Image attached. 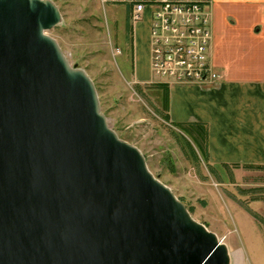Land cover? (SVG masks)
I'll return each instance as SVG.
<instances>
[{
  "label": "water",
  "instance_id": "obj_1",
  "mask_svg": "<svg viewBox=\"0 0 264 264\" xmlns=\"http://www.w3.org/2000/svg\"><path fill=\"white\" fill-rule=\"evenodd\" d=\"M51 0H0V264H230L101 112L47 32Z\"/></svg>",
  "mask_w": 264,
  "mask_h": 264
},
{
  "label": "rangeland",
  "instance_id": "obj_2",
  "mask_svg": "<svg viewBox=\"0 0 264 264\" xmlns=\"http://www.w3.org/2000/svg\"><path fill=\"white\" fill-rule=\"evenodd\" d=\"M51 1L61 21L47 34L56 39L72 67L91 78L109 126L140 150L150 172L193 219L227 246L230 264H236L234 253L239 250L244 254L240 264H264V169L233 165L230 171L217 169L216 176L195 144L199 161L186 145L184 132L165 118L162 88L136 82L149 76L150 17L135 25L131 42L126 36V6L101 0ZM134 55L139 65L135 75Z\"/></svg>",
  "mask_w": 264,
  "mask_h": 264
},
{
  "label": "crops",
  "instance_id": "obj_3",
  "mask_svg": "<svg viewBox=\"0 0 264 264\" xmlns=\"http://www.w3.org/2000/svg\"><path fill=\"white\" fill-rule=\"evenodd\" d=\"M211 13V60L220 81L170 87V121L208 124L216 169L264 165V0H213ZM147 53L149 76L138 83L151 79L150 34ZM136 65L134 55V75Z\"/></svg>",
  "mask_w": 264,
  "mask_h": 264
},
{
  "label": "built area",
  "instance_id": "obj_4",
  "mask_svg": "<svg viewBox=\"0 0 264 264\" xmlns=\"http://www.w3.org/2000/svg\"><path fill=\"white\" fill-rule=\"evenodd\" d=\"M127 7L135 25L150 17L149 84L215 86L220 81L211 60L213 0H101Z\"/></svg>",
  "mask_w": 264,
  "mask_h": 264
},
{
  "label": "trees",
  "instance_id": "obj_5",
  "mask_svg": "<svg viewBox=\"0 0 264 264\" xmlns=\"http://www.w3.org/2000/svg\"><path fill=\"white\" fill-rule=\"evenodd\" d=\"M133 35H134V27L130 22V17L127 13L126 18V36L128 41L133 42ZM163 90V106L164 109L167 111L165 114V118L169 120V94L170 89L169 86L158 84ZM176 127L181 129L185 134V142L186 145L189 147L192 155L194 156L195 160L199 161L198 153L194 147L193 144L198 148V150L201 152L203 158L209 162V127L207 123L203 122H177L173 123ZM186 136H188L191 140H189ZM211 171L216 175L220 176L218 170L212 166L209 163ZM233 166V165H232ZM234 166H240V165H234ZM246 168L249 169H264V165H244ZM224 168L228 171H230L231 165L225 164ZM249 212H251L256 218H258V215L253 213L248 209Z\"/></svg>",
  "mask_w": 264,
  "mask_h": 264
},
{
  "label": "bare ground",
  "instance_id": "obj_6",
  "mask_svg": "<svg viewBox=\"0 0 264 264\" xmlns=\"http://www.w3.org/2000/svg\"><path fill=\"white\" fill-rule=\"evenodd\" d=\"M234 256H235V263L236 264H240V262L242 263L243 258H244V254H243L242 250L236 251L234 253ZM230 257L232 259V253H230Z\"/></svg>",
  "mask_w": 264,
  "mask_h": 264
}]
</instances>
